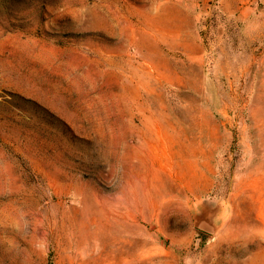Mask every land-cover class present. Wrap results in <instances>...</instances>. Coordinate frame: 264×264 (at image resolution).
I'll return each instance as SVG.
<instances>
[{"label": "rangeland", "instance_id": "rangeland-1", "mask_svg": "<svg viewBox=\"0 0 264 264\" xmlns=\"http://www.w3.org/2000/svg\"><path fill=\"white\" fill-rule=\"evenodd\" d=\"M124 260L264 264V0H0V264Z\"/></svg>", "mask_w": 264, "mask_h": 264}, {"label": "water", "instance_id": "water-1", "mask_svg": "<svg viewBox=\"0 0 264 264\" xmlns=\"http://www.w3.org/2000/svg\"><path fill=\"white\" fill-rule=\"evenodd\" d=\"M209 216V212L206 213L205 217H202L198 220V227L209 232V233H212L214 232V227L211 223V220L208 218Z\"/></svg>", "mask_w": 264, "mask_h": 264}, {"label": "bare ground", "instance_id": "bare-ground-1", "mask_svg": "<svg viewBox=\"0 0 264 264\" xmlns=\"http://www.w3.org/2000/svg\"><path fill=\"white\" fill-rule=\"evenodd\" d=\"M153 175V174H152ZM153 177V176H152ZM244 191V190H243ZM147 196V195H146ZM164 198V197H163ZM158 205V203H157ZM110 220V219H109ZM108 220V221H109ZM131 230V229H130ZM129 231V230H128ZM125 262L121 263V264H133V262L131 260H124Z\"/></svg>", "mask_w": 264, "mask_h": 264}]
</instances>
